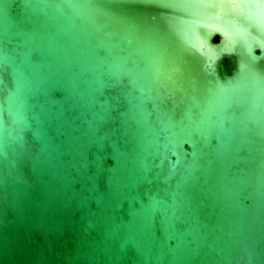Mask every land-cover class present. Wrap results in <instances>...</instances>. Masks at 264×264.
<instances>
[{"label": "water", "instance_id": "95a60500", "mask_svg": "<svg viewBox=\"0 0 264 264\" xmlns=\"http://www.w3.org/2000/svg\"><path fill=\"white\" fill-rule=\"evenodd\" d=\"M0 264H264V0H0Z\"/></svg>", "mask_w": 264, "mask_h": 264}, {"label": "snow or ice", "instance_id": "6c2138e0", "mask_svg": "<svg viewBox=\"0 0 264 264\" xmlns=\"http://www.w3.org/2000/svg\"><path fill=\"white\" fill-rule=\"evenodd\" d=\"M241 11H243V10H241ZM216 19H217V22H221V21L227 20L228 23L235 25L236 28H237V27H239V28H243V27H241V26L239 25V20L242 19V18L237 17V18L234 20L232 14H229V15H227V16H224V15H218V16L216 17ZM230 39H231V37H230ZM241 40H242L243 42H245V44H246V38H245V37L241 36Z\"/></svg>", "mask_w": 264, "mask_h": 264}]
</instances>
